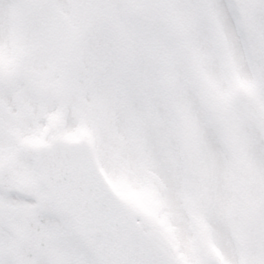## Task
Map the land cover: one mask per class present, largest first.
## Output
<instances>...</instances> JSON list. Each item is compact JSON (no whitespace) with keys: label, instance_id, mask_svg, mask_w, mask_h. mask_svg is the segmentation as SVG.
Wrapping results in <instances>:
<instances>
[{"label":"snow or ice","instance_id":"obj_1","mask_svg":"<svg viewBox=\"0 0 264 264\" xmlns=\"http://www.w3.org/2000/svg\"><path fill=\"white\" fill-rule=\"evenodd\" d=\"M0 264H264V0H0Z\"/></svg>","mask_w":264,"mask_h":264}]
</instances>
